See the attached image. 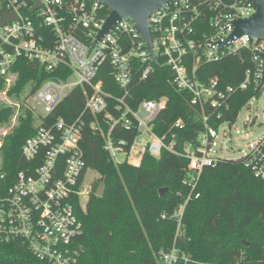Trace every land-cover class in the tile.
<instances>
[{
  "label": "built area",
  "instance_id": "1",
  "mask_svg": "<svg viewBox=\"0 0 264 264\" xmlns=\"http://www.w3.org/2000/svg\"><path fill=\"white\" fill-rule=\"evenodd\" d=\"M104 8L95 0H0V23L2 12L17 16L0 26L3 87L10 90L16 84L21 59L38 62L48 74L62 76L46 80L33 96L44 115L37 112L36 133L22 148L29 167L19 172L12 184H4L8 178L0 175V240L27 245L39 264H82L76 243L83 235V223L77 208L85 211L93 193L88 181L91 169L82 147L86 115L94 117L91 126L104 137V149L112 162L140 166L147 153L155 158L165 150L177 154L178 133L185 124L178 120L158 134L156 121L168 99L143 100L133 107L130 100L135 79L146 81L161 60L172 73V85L190 94V104L199 110L202 120L197 138L183 148L189 160L184 184L190 190L183 204L171 214H162L163 219L177 223V241L186 227L188 204L201 197L197 188L203 172L227 159L225 143L240 114L233 123V102L251 87L259 95L246 106L264 93V85L260 88L264 40H251L247 34L230 40L234 22L256 12L248 0H180L155 11L150 17V33L158 64L131 19L118 22L93 47L109 17ZM247 51L254 66L245 72L241 83L223 84L220 76L202 71L204 65ZM107 71L122 91L120 96L106 90ZM78 88L85 95L81 114L71 122L51 120L63 100ZM121 131H136V137L132 142L118 139ZM243 159L264 181V134L250 145ZM157 260L159 264L193 262L176 242L159 251Z\"/></svg>",
  "mask_w": 264,
  "mask_h": 264
},
{
  "label": "trees",
  "instance_id": "2",
  "mask_svg": "<svg viewBox=\"0 0 264 264\" xmlns=\"http://www.w3.org/2000/svg\"><path fill=\"white\" fill-rule=\"evenodd\" d=\"M110 11L104 8V15ZM254 63L250 54L226 57L221 62L204 65L202 71L209 76H220L223 84H238ZM18 78L10 90L15 101H21L27 90L35 95L42 84L59 73L48 74L38 62L21 59L17 63ZM105 76V75H104ZM106 90L115 95L122 91L108 71ZM172 73L160 60L153 73L143 82L135 79L130 104L137 107L143 100L168 99L167 108L159 115L155 131L162 135L175 122L182 120L185 129L179 131L178 153L163 151L160 158L145 154L140 166L116 165L104 149V137L93 130L94 117L86 115L82 147L87 165L98 172L106 182V194L91 195L86 210L77 208L83 223V235L76 245L82 264H159L157 254L176 245L192 257L190 264H264V181L247 168L245 159H226L215 167L205 169L197 192L201 194L187 206L185 229L176 241L177 223L163 219L184 203L189 188L184 184L189 160L183 153L186 143L197 138L202 129L199 110L190 104V94L179 92L172 85ZM0 89L3 84L0 83ZM259 92L251 87L240 92L233 102L231 121ZM114 102L111 101V104ZM85 95L82 88L71 92L60 104L51 120L64 118L75 120L83 111ZM112 110L110 109V112ZM12 108L0 109V126L10 120ZM19 126L6 137L2 150L3 166L0 175L6 174L12 184L17 174L27 170L29 163L22 155L26 141L36 133L39 117L25 108ZM102 121V116H99ZM108 131V127L104 126ZM136 131H121L118 139L130 142ZM168 188L165 196L160 190ZM182 194V196L179 195ZM247 243V244H246ZM0 264H39L27 245L19 242L2 243L0 240Z\"/></svg>",
  "mask_w": 264,
  "mask_h": 264
},
{
  "label": "water",
  "instance_id": "3",
  "mask_svg": "<svg viewBox=\"0 0 264 264\" xmlns=\"http://www.w3.org/2000/svg\"><path fill=\"white\" fill-rule=\"evenodd\" d=\"M104 6L109 11V17L103 30L100 32L97 41L93 44V47L102 40V38L113 29L118 22L131 19L135 22L137 29L143 39L147 42L149 51L155 63L158 61L153 51L152 37L150 33V17L151 15L161 9L164 5L180 0H95ZM253 3L256 12L248 19L236 20L234 22L235 30L230 40L234 39V36L241 37L247 34L251 37V40L259 39L264 40V0H248ZM16 15H7L2 12V21L0 26L5 25L8 21L16 19ZM227 45V42L221 44V49ZM264 85V72L263 79L260 88ZM231 127V126H230ZM106 182H102L96 194L98 197H104L106 194ZM169 191L168 188L161 189L160 196H165ZM247 244V243H246Z\"/></svg>",
  "mask_w": 264,
  "mask_h": 264
},
{
  "label": "rangeland",
  "instance_id": "4",
  "mask_svg": "<svg viewBox=\"0 0 264 264\" xmlns=\"http://www.w3.org/2000/svg\"><path fill=\"white\" fill-rule=\"evenodd\" d=\"M10 90L4 87L3 89H0V109L12 108L14 111L10 120L0 126V167L3 166L2 150L4 147L5 139L19 126L21 116H25V108L31 109L35 118H37V112L44 115L42 107H39L37 101L33 98L34 95H30L31 88L27 90L21 101H15V99L10 96ZM37 125L38 119L36 122V127ZM263 134L264 93L261 94L260 98L253 100L251 106L249 104L241 110L236 122V129L233 130L231 137L225 143L226 150L223 152V155L227 159H242L245 154L249 152L250 145L254 141H257L260 137H262ZM100 178L101 177L98 172L91 169L88 174V181L93 184V193L95 191L97 192L101 185L100 184L98 186Z\"/></svg>",
  "mask_w": 264,
  "mask_h": 264
}]
</instances>
